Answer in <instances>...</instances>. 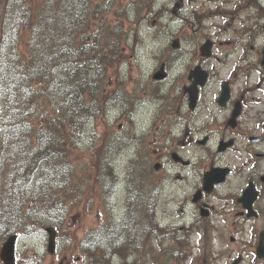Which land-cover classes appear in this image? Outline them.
<instances>
[{
  "label": "flooded vegetation",
  "instance_id": "1",
  "mask_svg": "<svg viewBox=\"0 0 264 264\" xmlns=\"http://www.w3.org/2000/svg\"><path fill=\"white\" fill-rule=\"evenodd\" d=\"M246 3L254 9L256 15L250 19L255 23L244 26L237 39V62L227 71L231 52L216 58V44L207 39L209 50L206 53L201 45L194 51L182 84L175 83L170 92V85L157 83L166 91L158 99L159 124L155 117L147 129L127 133L136 143L135 153L127 157L155 160L158 167L153 164L152 174H157L160 189L126 192L123 211L114 214L110 229L114 257L212 264L227 257L230 240L249 242L243 252H253L255 262L264 264V258L256 257L259 241L264 245V0ZM237 69L240 74H235ZM192 71L196 72L190 78ZM198 73L204 74V82L197 84L193 104L188 88L199 80ZM139 101L130 98L127 103L135 109L145 107ZM141 140L150 152L137 149ZM211 172L212 185L204 189L203 177ZM246 189L254 196L251 210L241 201ZM165 193L167 208L160 211L159 196ZM246 224L252 226L248 233ZM120 243L122 249L117 250ZM240 256L243 264V253L224 264Z\"/></svg>",
  "mask_w": 264,
  "mask_h": 264
},
{
  "label": "trees",
  "instance_id": "2",
  "mask_svg": "<svg viewBox=\"0 0 264 264\" xmlns=\"http://www.w3.org/2000/svg\"><path fill=\"white\" fill-rule=\"evenodd\" d=\"M113 4L0 0V245L38 227L39 210L59 226L68 199L114 184L108 158L117 143L104 139L93 166L71 150V139L79 141L88 120L110 106L108 96L101 99L105 70L127 58L120 49L124 8ZM94 243L81 248L92 252Z\"/></svg>",
  "mask_w": 264,
  "mask_h": 264
},
{
  "label": "rangeland",
  "instance_id": "3",
  "mask_svg": "<svg viewBox=\"0 0 264 264\" xmlns=\"http://www.w3.org/2000/svg\"><path fill=\"white\" fill-rule=\"evenodd\" d=\"M118 4L124 8V11L120 13L124 14L122 16L124 35L121 38L120 49L127 58L122 64L106 69L101 77L100 87L103 96L101 99L104 100L108 96L111 106L106 108V112L103 108L101 114L88 120L80 134L79 141L75 142L71 139L73 155L81 156L83 160L81 164L85 166H93L90 162L92 152L94 151L93 161H95V155L102 148L106 137H116L124 129L126 133H132L129 128L133 125L130 123V126L125 120L124 113H121L122 104L130 98H139V104L144 102L145 107L135 109L136 116L141 115V119L139 118L137 122L138 128L147 129L154 121L159 109V102H154V100L157 99L156 93L160 87L156 84L158 82L154 83L151 80V75L159 70L162 63L166 62L164 71L167 76L159 83H165V87L170 85L169 91L171 92L175 83L182 84L185 80L189 63L194 58V51L207 39H211L218 49L216 51L219 55L216 58L231 52L227 63L228 71L238 60L240 50L237 39L246 29L244 26L250 28L255 23H251L253 20L250 19V15L255 14L252 11L254 9L248 7L246 0H114L112 8H116ZM175 41L178 42L177 49L172 48ZM240 73L237 69L235 74ZM255 78L256 75L252 74L251 79ZM159 119L160 115L155 119L156 125L159 124ZM66 129L72 136L73 132ZM135 149L131 152L135 153ZM137 149H142L143 153L150 152V148L142 140ZM120 152V155L110 154L108 158V165L111 164L116 175V185L119 184L117 190L112 189L102 195L99 189L93 186L86 199L79 201L75 196L68 199L66 207L69 213L56 230L53 254H49L46 250L48 234L45 233L44 228L50 221L57 223L58 219L51 215L46 216L39 210L37 212L39 226L30 229L27 236L20 237L16 241L17 256L20 258L18 264H122L119 257H109L101 263L100 259L93 257L92 253L78 248L87 233L96 230L103 220L106 221L112 206L115 208L114 214L122 213L127 201L125 197L128 189L127 180L149 191L160 189L155 181L157 174H152L155 160L151 157L144 158L142 161H137L131 169L132 159L127 157L130 153L129 148L125 146ZM73 160H79V158ZM73 165L80 166L77 161H74ZM175 190L176 186L173 191ZM76 191H79L78 188ZM164 196L166 193L159 196L160 203L157 207L160 211L167 208ZM105 201L108 203V211ZM156 213L158 214L159 211L156 210ZM251 227L246 224V233ZM73 236L78 237L77 242L72 241ZM245 237L249 238L247 235ZM247 244L250 243L237 244L229 240L226 243L229 251L227 257L212 261V264H224L238 253L244 255L243 264H263L255 262L253 252L251 254L248 250L243 252ZM82 251L87 254V260L82 258ZM135 257L129 258L130 262ZM171 261L164 257L163 259L145 257V264H173Z\"/></svg>",
  "mask_w": 264,
  "mask_h": 264
},
{
  "label": "water",
  "instance_id": "4",
  "mask_svg": "<svg viewBox=\"0 0 264 264\" xmlns=\"http://www.w3.org/2000/svg\"><path fill=\"white\" fill-rule=\"evenodd\" d=\"M174 47H177L176 41L173 43ZM203 51H208L209 50V43L204 45ZM196 71H192L190 74V77L195 73ZM199 80L195 83H193L192 87L188 89L190 98H191V103L195 102L196 96H197V84H203L204 82V74H199ZM153 78L155 79H161L163 78V75L161 72H156L153 75ZM192 107V106H191ZM204 187L206 188L208 185H211L209 182L208 177H204ZM253 200V196H249V192L246 193L245 199H244V206L247 207L248 209L250 208L251 202ZM49 232V243H48V252L52 253L54 249V232L51 230H48ZM15 240L16 236H11L9 239L3 244L1 250H0V258L3 261L4 264H14V251H15ZM257 256L259 258L264 257V246L262 243V240H260V243L257 248ZM239 259L236 260L233 264H238Z\"/></svg>",
  "mask_w": 264,
  "mask_h": 264
}]
</instances>
